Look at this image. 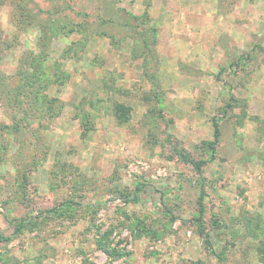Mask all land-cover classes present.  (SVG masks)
<instances>
[{"label":"rangeland","instance_id":"1","mask_svg":"<svg viewBox=\"0 0 264 264\" xmlns=\"http://www.w3.org/2000/svg\"><path fill=\"white\" fill-rule=\"evenodd\" d=\"M0 264H264V0H0Z\"/></svg>","mask_w":264,"mask_h":264},{"label":"trees","instance_id":"2","mask_svg":"<svg viewBox=\"0 0 264 264\" xmlns=\"http://www.w3.org/2000/svg\"><path fill=\"white\" fill-rule=\"evenodd\" d=\"M116 113L119 116V118H122L123 114L128 115L129 109L128 108H124L123 106H120ZM213 127H214V136H215V139H217L219 137V129H218L217 123L213 122ZM208 145L211 147L212 150H214L212 143H208ZM183 160L186 161V162H189V163H194L192 160L186 158L185 156H183ZM194 164H195L194 165L195 169L197 171H200L201 164L200 163H194ZM23 179H24L25 182H27L25 176H23ZM143 188H144V186H142V185L137 186L135 188L134 192L132 193V195L126 198V201L127 202H137L139 200L138 195L143 191ZM201 234L205 237L204 238L205 239L204 240L205 245L207 247H210L209 237H208L207 234H204L202 228H201ZM98 246H99V249L102 250L107 255H111L113 253L112 251H110V250H108L106 248H103L104 246H103L102 243H99Z\"/></svg>","mask_w":264,"mask_h":264}]
</instances>
